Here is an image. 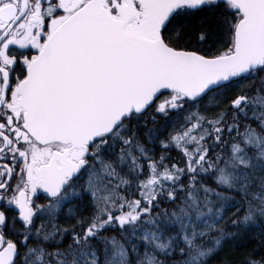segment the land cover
Instances as JSON below:
<instances>
[{"label":"snow or ice","instance_id":"1","mask_svg":"<svg viewBox=\"0 0 264 264\" xmlns=\"http://www.w3.org/2000/svg\"><path fill=\"white\" fill-rule=\"evenodd\" d=\"M0 264H264V0H0Z\"/></svg>","mask_w":264,"mask_h":264}]
</instances>
